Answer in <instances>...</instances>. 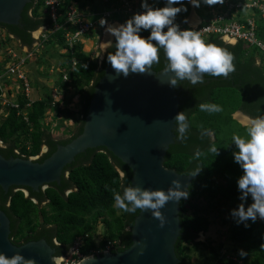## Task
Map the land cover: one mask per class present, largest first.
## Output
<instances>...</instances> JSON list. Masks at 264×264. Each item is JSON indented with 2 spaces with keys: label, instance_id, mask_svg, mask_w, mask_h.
I'll return each mask as SVG.
<instances>
[{
  "label": "trees",
  "instance_id": "trees-1",
  "mask_svg": "<svg viewBox=\"0 0 264 264\" xmlns=\"http://www.w3.org/2000/svg\"><path fill=\"white\" fill-rule=\"evenodd\" d=\"M131 1L141 7L142 0ZM244 1L232 0L234 3ZM115 3L118 2L64 0L58 12V22L65 23L70 6L87 14H97L110 9ZM148 3L153 7L165 6V0H148ZM184 6L188 11L176 17L175 23L179 25L191 12L188 0H184ZM205 6L201 3L202 8ZM202 11V18L208 19L211 14ZM129 18L131 15L115 16L116 20L125 22ZM52 25L46 0H31L24 8L18 25L0 23V52L4 53L0 75L6 72L10 61L8 52L12 41L33 50L36 43L34 32L41 28L49 30ZM258 25L262 29L263 23L259 18ZM75 30L73 26H65L52 34L44 43L43 52L41 50L42 55L61 61L59 79L54 83L60 89L57 100L54 88L49 89L45 98L35 101L19 92L14 99L19 108H15L10 103L3 105L5 91L0 89V154L4 158L31 159L40 156L43 147L47 146L48 151L36 160L43 163L60 145L71 143L83 133L95 89L111 67L107 63V54L115 51V42L100 61L85 50L83 43L68 45L65 35ZM140 34L147 37L150 32L142 30ZM260 35L264 36V32ZM203 39L231 52L235 70L227 78L205 75L204 82L196 85L187 80L179 82L182 87L179 112H184L187 117L188 128L183 138H180L177 129L174 131L175 143L170 146L164 165L187 176L197 168L202 170L187 189L189 198L181 200L182 230L175 246L176 254L179 264H264V221L258 217L255 223L247 221L249 226L245 227L244 224L237 225L230 215L231 210L241 203L237 180L243 172L238 164L228 158L227 141L233 125L234 128L239 127L238 131L245 128L234 119V113L242 111L253 118L264 116V62L257 64V50L243 42L227 44L217 36ZM56 47L63 51L50 53L56 51ZM44 60V57L37 58L38 64ZM46 64H50L49 60H46ZM166 64L161 49L160 62L154 64L152 69L160 72ZM65 75L67 80H64ZM4 82L10 85L8 80ZM73 88L80 96L79 111L62 108L65 91ZM205 102L219 105L222 111H201L198 105ZM50 110L58 116L65 115L68 121L73 122L75 129L69 130L71 135L57 133V129L50 128L47 123ZM64 127L67 129L68 126ZM213 146L219 150V155L215 156L210 151ZM132 178L130 167L106 148L87 149L66 166L60 183L50 184L45 191L35 192L28 188L30 195L26 197L23 191L10 190L5 194L0 187V210L11 221L12 235L22 239V243L45 238L50 246L58 250L59 255H65L78 238H83L81 253L84 256L92 255L94 250L106 249L109 243L112 244L111 252H122L133 244L131 230L140 210L126 213L115 207L112 190L122 193L124 187L132 185ZM68 191L71 192L66 194ZM45 202L47 204L42 206ZM252 202L249 196L245 207ZM100 227L103 229L97 242L95 237ZM201 232L212 236H208L206 241H197ZM241 249L247 253L244 259L238 255Z\"/></svg>",
  "mask_w": 264,
  "mask_h": 264
},
{
  "label": "water",
  "instance_id": "water-1",
  "mask_svg": "<svg viewBox=\"0 0 264 264\" xmlns=\"http://www.w3.org/2000/svg\"><path fill=\"white\" fill-rule=\"evenodd\" d=\"M30 2L0 0V23L18 25ZM195 15L196 10L191 6L189 19ZM111 41L110 45L114 37ZM151 71L150 75L130 73L125 78L116 77L114 70L108 68L95 89L83 133L71 143L60 145L43 163L32 158L6 159L0 154V187L6 192L12 186L35 190L60 183L63 170L79 154L104 147L130 167L133 187L167 191L172 180H179L181 190H187L194 178L164 165L166 154L175 143L174 117L180 110V85L170 87V76L164 70ZM237 114L248 120L253 118L242 111ZM234 119L245 125L240 119ZM180 204L181 201L178 204L170 201L160 209L166 218L163 228L151 211L140 210L131 230V247L117 253L106 251L90 255L96 260L89 264H179L175 246L182 230ZM9 229L10 220L0 210V253L8 257L19 253L25 259L35 260L36 264H58L55 250L44 240L16 247L9 240Z\"/></svg>",
  "mask_w": 264,
  "mask_h": 264
},
{
  "label": "clouds",
  "instance_id": "clouds-1",
  "mask_svg": "<svg viewBox=\"0 0 264 264\" xmlns=\"http://www.w3.org/2000/svg\"><path fill=\"white\" fill-rule=\"evenodd\" d=\"M260 1L264 3L263 0ZM188 3L195 7L194 18L197 23L188 21V16L183 24L196 25L204 20L197 11L201 3L207 5L201 9L206 8L208 12L209 7L222 4L223 0H188ZM135 5H137L136 2ZM174 5L180 6L174 7ZM140 8L142 11L134 14L124 24L114 17L108 21L101 19L98 25L103 27L107 23L120 24L106 27V32L115 40V51L107 54V63L114 70L116 77L122 75L127 78L130 73L150 75L153 65L160 62L161 49L167 60L164 73L170 76L168 81L170 87H176L180 81L185 80L192 85L203 83L205 75L227 78L235 70L234 56L231 52L206 42L199 30L191 28L182 30L180 25L175 23L178 14L188 11L184 6V0H165L164 7H153L148 0H142ZM244 12L242 11L241 15H244ZM142 30L150 32V35L142 36L140 34ZM222 40L227 44H237L233 40ZM262 61L258 56L257 64H261ZM198 107L201 111L209 113L222 111L219 105L207 102L200 103ZM186 121L184 112H179L174 117V125L180 138H183L187 131ZM245 127L243 134L238 131H233L231 134L232 144L238 150L233 152L234 162L240 166L243 174L237 180L240 193L238 199L241 203L231 210L230 215L237 225L244 224L248 227L249 220L253 223L258 217L259 220H264V116L250 118ZM210 151L215 156L219 155V150L215 146ZM199 155L198 152L197 156ZM201 170L202 168H197L188 177L195 178ZM181 188L179 180H172L167 191L144 189L132 185L124 187L122 193L113 189L114 206L126 213H135L138 209L142 212L151 211L153 218L160 221L159 227L163 228L166 218L160 209L170 201L178 204L181 200L189 198V191L181 190ZM249 196L253 202L246 208L245 203ZM139 254L142 255L143 252ZM238 255L241 259L247 257V253L242 249L239 250ZM95 260V256H86L81 259V264H89ZM0 264H36V261L25 259L19 253L11 257L0 253Z\"/></svg>",
  "mask_w": 264,
  "mask_h": 264
},
{
  "label": "built area",
  "instance_id": "built-area-1",
  "mask_svg": "<svg viewBox=\"0 0 264 264\" xmlns=\"http://www.w3.org/2000/svg\"><path fill=\"white\" fill-rule=\"evenodd\" d=\"M63 1L64 0H46V6L52 17L53 25L49 30L46 28L43 29L33 50L19 53L17 50L9 49L8 54L11 58L7 65L6 74L16 78L20 86L18 85L16 90H14L11 85H7L4 82L7 78L0 75V89L1 91H5V96L2 99L3 105H8L10 103L13 107L19 108V104L14 100L19 92H23L27 98L31 99L32 85L24 68L36 56V53L40 52L44 43L52 34L64 29L67 25L75 27V32H67L65 35L68 45L73 46L77 43H83L86 39V35L100 25L101 19H106V21H108L116 15H134L142 11V9L134 5V2L131 0H118V5H113L109 10L99 15L96 20H92L91 17L93 18V15L91 13L87 14L85 11L77 9L75 6H70L67 11V20L64 24H60L58 22V12L61 9ZM241 10L252 11V15H241ZM208 13L211 15L205 21L203 20V22L196 25L180 24V28L182 30L188 28L199 30L202 37L217 36L221 39L233 40L235 43L243 42L249 47L255 48L258 55L264 61V36L260 35L261 37H259V34L264 32V3L262 1L251 0V2L234 3L231 0H223V3L218 6L209 7ZM255 15L262 21V29H260L258 19ZM67 79V75H65L64 80ZM59 90V87H54V96L56 100L59 98ZM8 95L10 99L7 98ZM49 113L52 115L51 110ZM83 245L84 239L78 238L67 256L63 258L64 264H78L82 258L86 257L81 253ZM111 248L112 244L109 243L104 250H94L93 255H101L103 252L110 251Z\"/></svg>",
  "mask_w": 264,
  "mask_h": 264
},
{
  "label": "rangeland",
  "instance_id": "rangeland-1",
  "mask_svg": "<svg viewBox=\"0 0 264 264\" xmlns=\"http://www.w3.org/2000/svg\"><path fill=\"white\" fill-rule=\"evenodd\" d=\"M116 1L118 3H115L113 5H118L119 4V1L118 0H116ZM246 1L247 2H251V0H246ZM134 5H135V2H134ZM191 6L192 5L190 4V7ZM194 9H195V7H194ZM205 9H203V10L205 11ZM105 11H102L101 13H97V14L93 13L92 14L93 15V19L92 20H96L97 17L99 15H101L102 13H104ZM197 11H198V13L200 15H202L203 11L201 9V6L197 9ZM129 15H131V14H128L127 16H129ZM244 15H247V16L248 15H252V11H245ZM131 16H133V15H131ZM255 17L258 19L257 15H255ZM117 21L120 22L121 24L125 23V21H119V20H117ZM193 23H197V22H193ZM113 24H115V23H113ZM113 24L110 23V24H107L104 27L96 28L92 32H90L88 35H86V37H85L86 40H87V41H84V43L87 44L85 46V50L88 53H90L94 58L100 59V61L103 59L104 54L107 51V49L111 46L110 43L112 42L111 40L113 39L112 36H110V38H108V36H107L108 33L106 32V27L108 25H113ZM41 30L42 29H39L38 31L34 32L33 35L34 36H40V33H41L40 31ZM87 36H89L90 38H88ZM9 49L17 50L19 53L21 52V50L19 48V43H17L16 41H12L10 43V48ZM62 51L63 50L61 48L56 47V51L52 50V52H50V53L56 54L57 52L59 53V52H62ZM42 52H43V50H42ZM42 52H41V54L38 53V57L39 58L44 57L46 60H49V63H50L49 65L46 64V60H44V61H42V62H40L38 64V62H37V58L38 57L37 58L34 57L35 59L33 58V60H31L30 63H28L29 65H26L25 68H24V71L26 72V74L30 78L31 85H32V93L30 95V98L32 100H34V101L38 100L40 98H45L48 95L49 89L55 87L54 83H55L56 79H59L58 74H59V70H60L61 61L59 59L54 58V57L50 58V57H48V55L44 56V55H42ZM1 54L4 55V53H1ZM2 59H3V57H2ZM2 59H0V62L3 61ZM37 64H38V66H37ZM51 70H53L54 73H52ZM2 76L7 78L6 80H8L10 82L11 87L14 90H16V88L18 87V81L16 80V78H14L11 75H7L6 72L3 73ZM11 97H13V96H11ZM7 98L10 99V97H7ZM62 101H63L62 108H64V109L67 108L69 110L79 111L80 108H81L80 96L77 95V92L74 89L66 90L65 93H64V98H63ZM0 113H2V112H0ZM233 117H235L237 119L241 118V117H239V114H237V112L234 113ZM243 118H245V117H243ZM58 120H61V121H58ZM69 121L67 120V117L65 115L58 116L56 114V112L55 113L52 112V115L47 118V123L50 125V128L51 127L55 128V131L57 129V133L65 132V135H71L70 134L71 132L69 130L70 129H75V125L73 124V122L72 121L69 122ZM241 122L245 123V125L246 124L248 125V123H249V122H245L243 120ZM64 126H68L67 129H65ZM234 126L235 125L232 126V130H230V133L228 134V138H227L228 146H229L228 158L231 161H233V162H234L233 152L238 151V150L235 148V145L232 144L231 134L233 133V131H238L237 129H239V127H235L234 128ZM245 128L244 129L240 128L242 130H239L238 132L243 134ZM56 137H58V135ZM44 150H45V148H44ZM44 150H43V152H44ZM261 221H264V220H261ZM102 229H103V227H100V229L98 231V234L95 237L97 242H99L100 239H101ZM213 230H216V228H214ZM211 233L214 234V231H211ZM208 236H212V235L211 234L205 235L204 233L203 234L200 233L197 241H206Z\"/></svg>",
  "mask_w": 264,
  "mask_h": 264
},
{
  "label": "flooded vegetation",
  "instance_id": "flooded-vegetation-1",
  "mask_svg": "<svg viewBox=\"0 0 264 264\" xmlns=\"http://www.w3.org/2000/svg\"><path fill=\"white\" fill-rule=\"evenodd\" d=\"M115 42V41H114ZM180 85V92L182 91V87H181V84H179ZM181 97V96H180ZM44 148H45V150H44ZM43 150H44V152H43ZM48 151V147L47 146H45V147H43V149H42V154H45L46 152ZM41 154V155H42ZM41 155L40 156H37V157H32V159L34 160V161H36V160H38L40 157H41ZM66 168V167H65ZM63 173H64V170H63ZM63 173H62V175H63ZM62 175H61V177H62ZM68 175V173H66V176ZM52 184V183H51ZM50 184H48V185H43V186H41V187H39L38 189H35V190H33V191H35V192H41V191H45L47 188H48V186H49ZM3 190V189H2ZM10 190H12L13 192H17V191H23V193L25 194V196L26 197H29V195H30V192H29V190H28V188L27 187H22V186H12V187H10L9 189H8V191H4V193L5 194H8L9 192H10ZM69 192H71V191H68L66 194H68ZM0 199H1V196H0ZM10 199V198H9ZM35 202H36V200H34ZM8 204H10V200H9V202H8ZM45 204H47V202H45V203H43L42 204V206H44ZM10 220V219H9ZM10 232H9V240H10V242L14 245V246H16V247H22V246H24L25 244H27V243H30V242H38V241H41V240H44L45 241V243H47L48 244V242H47V240L45 239V238H42V239H39V240H37V241H29V242H27V243H22V239H18V238H16L15 236H13L12 235V231H11V221H10ZM54 244L56 245V246H58L59 244H58V242L57 241H55L54 240ZM49 245V244H48ZM50 246V245H49ZM51 248L52 249H54L55 250V253H54V257H55V260H56V262L58 263V264H64V260H63V258L64 257H66L67 256V253L65 254V255H59L58 254V250H56V248H53L52 246H51ZM68 253H69V251H68ZM93 255V254H92Z\"/></svg>",
  "mask_w": 264,
  "mask_h": 264
},
{
  "label": "crops",
  "instance_id": "crops-1",
  "mask_svg": "<svg viewBox=\"0 0 264 264\" xmlns=\"http://www.w3.org/2000/svg\"><path fill=\"white\" fill-rule=\"evenodd\" d=\"M108 24V23H107ZM106 26V25H105ZM100 27H102V26H98L97 28H100ZM104 27V26H103ZM42 30L40 31V32H42L43 31V29L44 28H41ZM34 36V35H33ZM38 37L39 36H34V39L36 40V43H37V41H38ZM85 41H87L86 39H85ZM18 43V42H17ZM85 44V43H84ZM87 44H85V46H86ZM19 48H20V50H21V52L20 53H23V52H26V51H28L29 50V48L28 47H24V46H21L20 44H19ZM38 53H40L41 54V50H40V52H38ZM38 53H37V55L35 56V58H37L38 57ZM2 57H3V55L1 54V52H0V59H2ZM34 58V59H35ZM33 60V59H32ZM30 63V62H29ZM29 65V64H28ZM38 66V65H37ZM53 70H51V72H52ZM238 112V111H237Z\"/></svg>",
  "mask_w": 264,
  "mask_h": 264
},
{
  "label": "bare ground",
  "instance_id": "bare-ground-1",
  "mask_svg": "<svg viewBox=\"0 0 264 264\" xmlns=\"http://www.w3.org/2000/svg\"><path fill=\"white\" fill-rule=\"evenodd\" d=\"M131 17H132V16H131ZM189 21L193 23V22H195V18L191 17V18L189 19ZM118 25H120V24H118V23H117V24H116V23L113 24V26H118ZM107 36H108V38H110V35H109V34H108ZM61 88H62V87H61ZM73 89H76V88H73ZM64 91H65V90H64ZM60 92H61V91H60ZM61 97H62V96H61ZM66 100H67V99H66ZM239 117H241V118H240L241 121L243 120V121H245V122H249V120L243 118V116L240 115Z\"/></svg>",
  "mask_w": 264,
  "mask_h": 264
}]
</instances>
